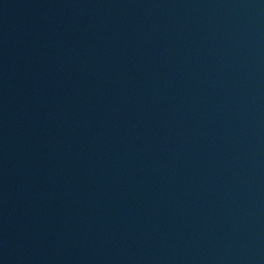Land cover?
<instances>
[{
    "label": "water",
    "instance_id": "obj_1",
    "mask_svg": "<svg viewBox=\"0 0 264 264\" xmlns=\"http://www.w3.org/2000/svg\"><path fill=\"white\" fill-rule=\"evenodd\" d=\"M0 264H264V0H0Z\"/></svg>",
    "mask_w": 264,
    "mask_h": 264
}]
</instances>
